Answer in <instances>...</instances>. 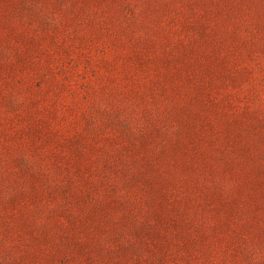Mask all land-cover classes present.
I'll list each match as a JSON object with an SVG mask.
<instances>
[{
  "label": "rangeland",
  "instance_id": "obj_1",
  "mask_svg": "<svg viewBox=\"0 0 264 264\" xmlns=\"http://www.w3.org/2000/svg\"><path fill=\"white\" fill-rule=\"evenodd\" d=\"M0 264H264V0H0Z\"/></svg>",
  "mask_w": 264,
  "mask_h": 264
}]
</instances>
